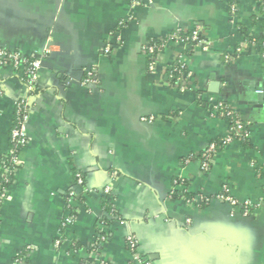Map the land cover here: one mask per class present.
<instances>
[{"label":"crops","instance_id":"1","mask_svg":"<svg viewBox=\"0 0 264 264\" xmlns=\"http://www.w3.org/2000/svg\"><path fill=\"white\" fill-rule=\"evenodd\" d=\"M139 1L0 0V52L42 59L29 88L0 56V264H264L260 2Z\"/></svg>","mask_w":264,"mask_h":264},{"label":"built area","instance_id":"2","mask_svg":"<svg viewBox=\"0 0 264 264\" xmlns=\"http://www.w3.org/2000/svg\"><path fill=\"white\" fill-rule=\"evenodd\" d=\"M131 3H132V6L133 7H138L141 5V2L139 0H130ZM263 9H264V5H263ZM189 38H183L182 40L183 41H186L188 40ZM190 39L191 41H194L196 44L195 46L196 47H200L202 48L203 50H206L207 49V43L201 38L200 36V29L199 28H196L192 31V34L190 36ZM49 50L47 49L46 52H48ZM108 51V48L106 49V52ZM148 54L149 55H154L156 53V47L153 46V47H149L148 50H147ZM0 56L3 60L4 63L6 62H10L12 63L14 66H22V64H24L25 62H23L21 59H20V56L18 54H11V55H7L6 53H3V52H0ZM264 56V54H263ZM42 67V59L39 57L38 59H35L34 61H32L29 66H28V69H27V76H28V81L30 84L32 85H29V88H32L35 80H36V76H37V72L39 71V69ZM154 69V66H153V63H151L149 65V71L152 72ZM24 105L25 106V103L24 101L20 102L19 105L21 106ZM231 112H228V111H223L222 114H226V115H230ZM27 117L26 116H22V119L20 121V124L18 127H15L11 130V135H10V147H9V150H8V153L6 156H9L11 157V159L13 160V162L18 165V161H17V156H15V149L18 146H23L26 142L25 140V135L22 131V124L26 121ZM242 126L241 124L239 123V121H235V129H237L238 131L241 130ZM224 144V143H223ZM214 150L213 146L210 147V149L207 151V153L205 154V158L208 159L210 153ZM2 163L0 162V165ZM203 166L204 168L207 167V164L206 162L203 163ZM7 173V170H4L3 171V174L2 176L4 177ZM77 184L81 185L82 184V180H81V177L80 176H77ZM5 197V192H1L0 190V201L3 200V198ZM220 199L227 202L228 204H230L231 206H237L238 203L233 200L232 198H230L227 194H222L220 196ZM245 210H249L251 205L248 203V202H245L243 203V206H242ZM70 220V219H69ZM67 220V222L69 221ZM102 240H104L103 238H101ZM128 241V245H129V248L131 251H135V248H136V241L133 239V238H128L127 239ZM134 263L135 264H150L148 263L147 261H144L142 260L141 258L137 257L135 255L134 257Z\"/></svg>","mask_w":264,"mask_h":264},{"label":"trees","instance_id":"3","mask_svg":"<svg viewBox=\"0 0 264 264\" xmlns=\"http://www.w3.org/2000/svg\"><path fill=\"white\" fill-rule=\"evenodd\" d=\"M232 1L233 0H229V3H232ZM259 2H260V10L264 14V9H263L264 0H259ZM261 23H262V35L260 36V38L258 39L257 42L260 44L261 51L264 54V18L261 21ZM191 34H192V32H185V33H180L179 34L183 38H189L188 40L185 41L187 43V52H189L192 48H194L195 47V44H196L194 41H191V39H190ZM38 58H39L38 56H34V57H21L20 56V59L23 62H25L24 64H22V66L24 67V73H23V76H22V80L28 85V87H29V85H32L28 81V76H27L28 66H29V64L32 61H34L35 59H38ZM263 67H264V59H263ZM183 71H184V69L181 68V65H176L175 66V70L172 71V73H169L170 82L172 84H180L182 82V73H183ZM33 86H35V85H33ZM32 93L33 92H30L29 94H32ZM25 107L26 106H24L22 104H21V106L18 104L17 114H16L17 115V118L14 121L13 128L19 126L20 121L22 119V116H26V110H27V108H25ZM10 135H11V132H10ZM20 148H21V146H18L17 145V147H16V149L14 151L15 152V156H17L18 151H19ZM0 162L2 163L1 164V169H0V190H1V192H5L6 191V188L12 183V180H13L12 177H13V174H14L15 170L18 168V165H16L13 162V160L11 159V157H9V156L0 157ZM4 170H7V173L3 177L2 174H3V171ZM0 203H1V201H0ZM108 207L109 206H107V208ZM96 249H98V248L95 245V246H92L91 247L90 251L93 252V251H96ZM22 255H23L22 253L19 254L17 256V259L21 258ZM90 261H91V258L88 259V260H86L85 261V264H89Z\"/></svg>","mask_w":264,"mask_h":264}]
</instances>
